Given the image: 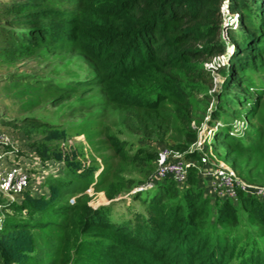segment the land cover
Returning a JSON list of instances; mask_svg holds the SVG:
<instances>
[{"label":"trees","instance_id":"1","mask_svg":"<svg viewBox=\"0 0 264 264\" xmlns=\"http://www.w3.org/2000/svg\"><path fill=\"white\" fill-rule=\"evenodd\" d=\"M18 1L1 12L14 16L8 25L0 24V43L15 44L2 49L7 58L21 59L38 50L81 57L92 75L74 82L75 86L97 90L113 111L123 114L127 129L143 135L158 134L164 123H170L173 116L164 112L169 101L175 106L174 116L188 128L191 144L196 132L190 129L189 118L197 111L204 115L213 106L207 125L215 130V140L223 137L221 129H227L226 156L230 158L233 150H248L247 136L236 131L231 121L222 122V116L252 120L259 108L264 91L258 87L260 93L253 96L247 90L255 84L254 60L264 56V0H63L62 9L50 0ZM226 16L236 17L234 28L226 25ZM221 55L225 62L213 66L211 59ZM209 61L222 78L214 92L203 68ZM115 138L116 150L121 151ZM235 164L232 158L231 166ZM92 174V170L72 173L79 181ZM167 180L133 196L148 213L121 220L111 215L108 206L70 205L56 191L46 200L23 198L20 205L0 198V207L26 211L29 216L4 220L0 264H18L20 252L12 244H23L31 231L47 227L63 232L66 264H264V239L252 235L245 220L234 225L235 214L227 209L229 203L240 202L264 231V200L242 193L236 202L220 200L235 228L225 237L218 228L206 225L204 210L196 209L199 204L191 199L189 206L168 204L174 182ZM72 183L59 180L56 188L76 185ZM60 215L65 217L58 220ZM239 236L244 237L240 250ZM220 237L230 240L220 243Z\"/></svg>","mask_w":264,"mask_h":264},{"label":"rangeland","instance_id":"2","mask_svg":"<svg viewBox=\"0 0 264 264\" xmlns=\"http://www.w3.org/2000/svg\"><path fill=\"white\" fill-rule=\"evenodd\" d=\"M16 2L19 1L0 0V24L8 25L14 18L1 12L6 5ZM50 3L60 9L66 8L63 0H50ZM220 9L224 13L225 5ZM235 18L226 16V25L234 28ZM221 38L225 40L223 34ZM5 47L15 48V44L0 43V135L7 139V146H0V151L11 152L4 158L6 163L13 160L23 162L31 173L30 185L16 198V205H20L23 198L46 200L56 191L63 202L70 205L82 203L92 209L108 206L117 220L133 218L137 213H148L146 205L133 196L150 192L161 183L154 180L159 150L166 148L181 157L196 155L191 152L193 144L199 135L208 130L209 113L213 106L204 115L197 111L194 117L189 118L190 129L196 132V140L191 144L186 137L188 128L182 126L183 119L174 116L172 109L175 106L169 101L166 103L168 111L164 112L173 116L170 123H164L158 134L143 135L127 129L123 114L113 111L97 90L88 92L75 86L74 82L92 75V69L81 57L72 56L68 51L52 55L38 50L30 56L12 60L2 52ZM224 62L222 55L211 59L213 66ZM254 62L255 84L247 93L256 96L260 93L256 88L264 91V56ZM212 65L210 61L203 63L212 80L208 85L210 92L218 88L222 79L221 73L217 74L218 68L212 69ZM46 79L51 82L44 83ZM230 121L242 136H247L248 150H233L230 158H235L236 164L231 166V159L226 156L230 150L228 139L224 137L227 129L223 128V137L217 140L213 137L210 145L205 144L209 162L225 163L238 179L264 188V93L252 120L241 115L222 116V122L229 124ZM112 138L117 140L121 151L116 150ZM193 159L199 161L197 156ZM86 170H92L93 174L83 181L72 175L73 172L82 174ZM59 180H68L76 185L66 189L56 188ZM172 185L174 190L167 193L168 204L189 206L188 200L191 199L199 204L196 209L204 210L206 225L218 228L222 236L234 234V225L245 220L247 230L264 239L263 229L257 226L253 214L240 202L227 205V209L235 214L236 224L228 220L222 210L224 202L210 193L197 170L191 171L185 183ZM18 217L29 218L26 211L15 213L0 207V230L4 220ZM64 217L60 215L58 220ZM63 235L54 227L31 231L23 244H12L20 252L17 263L66 264L62 255ZM219 240L221 243L230 239L220 237ZM237 241H240V250L244 237L239 236Z\"/></svg>","mask_w":264,"mask_h":264},{"label":"built area","instance_id":"3","mask_svg":"<svg viewBox=\"0 0 264 264\" xmlns=\"http://www.w3.org/2000/svg\"><path fill=\"white\" fill-rule=\"evenodd\" d=\"M207 129L206 133L199 135L191 151L196 154L199 161L192 157H181L179 153L166 148L160 149L155 161L154 180L162 182L170 179L176 184H183L188 178L189 170L195 169L198 171V176L206 181V187L214 197L236 202L238 195L242 193L264 200V188L249 185L238 179L225 163L209 162L205 144L210 145L215 130ZM0 146H7V139L2 135H0ZM9 154L11 155L10 151L5 153L0 151V195L8 202H15L30 185L31 173L23 162L13 160L6 163L4 158Z\"/></svg>","mask_w":264,"mask_h":264},{"label":"crops","instance_id":"4","mask_svg":"<svg viewBox=\"0 0 264 264\" xmlns=\"http://www.w3.org/2000/svg\"><path fill=\"white\" fill-rule=\"evenodd\" d=\"M206 184V181H203Z\"/></svg>","mask_w":264,"mask_h":264}]
</instances>
